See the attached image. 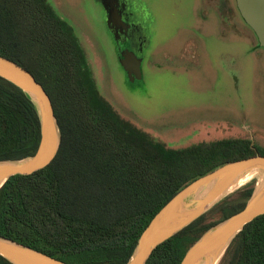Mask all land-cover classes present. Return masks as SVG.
<instances>
[{"label":"trees","instance_id":"obj_1","mask_svg":"<svg viewBox=\"0 0 264 264\" xmlns=\"http://www.w3.org/2000/svg\"><path fill=\"white\" fill-rule=\"evenodd\" d=\"M236 8L242 17L237 0ZM0 54L44 86L61 132L49 165L13 175L0 188V235L55 258L125 264L155 214L185 185L228 162L264 155L248 136L171 147L123 118L101 94L74 26L48 0H0ZM40 126L32 98L0 76V160L33 155ZM253 185L216 204L218 218L207 221L208 211L158 245L146 264H181L201 235L244 207ZM236 240L230 264H264V214ZM0 264L14 263L0 255Z\"/></svg>","mask_w":264,"mask_h":264},{"label":"rangeland","instance_id":"obj_2","mask_svg":"<svg viewBox=\"0 0 264 264\" xmlns=\"http://www.w3.org/2000/svg\"><path fill=\"white\" fill-rule=\"evenodd\" d=\"M48 1L74 26L101 94L123 118L171 147L248 136L264 149V47L255 55L231 51L211 34L212 17L239 37L251 34L236 0H142L159 27L142 79L124 70L97 0ZM220 215L214 206L207 221ZM238 245L232 242L218 264H230Z\"/></svg>","mask_w":264,"mask_h":264},{"label":"water","instance_id":"obj_3","mask_svg":"<svg viewBox=\"0 0 264 264\" xmlns=\"http://www.w3.org/2000/svg\"><path fill=\"white\" fill-rule=\"evenodd\" d=\"M237 6L264 47V0H237ZM113 12L117 22H122L119 13L116 10ZM121 64L133 79L143 78L141 59L133 48L128 47L122 52ZM0 76L32 98L41 125L40 142L33 155L16 160H0L1 188L13 175L31 174L49 165L59 151L61 132L50 95L29 70L0 54ZM253 169L261 173L248 182L254 181V190L244 207L209 228L190 246L181 261V264H218L245 225L264 214V155L260 153L219 166L180 189L152 218L125 264H146L158 245L230 195L234 190L229 192V189ZM0 255L14 264H71L1 235Z\"/></svg>","mask_w":264,"mask_h":264},{"label":"flooded vegetation","instance_id":"obj_4","mask_svg":"<svg viewBox=\"0 0 264 264\" xmlns=\"http://www.w3.org/2000/svg\"><path fill=\"white\" fill-rule=\"evenodd\" d=\"M97 2L102 10L101 17L104 26L115 38L116 50L121 53L131 47L142 63L159 29V27L157 29V16L142 0H97ZM115 10L121 16L122 22H117L114 18L113 11ZM146 17H151V20L149 21Z\"/></svg>","mask_w":264,"mask_h":264},{"label":"crops","instance_id":"obj_5","mask_svg":"<svg viewBox=\"0 0 264 264\" xmlns=\"http://www.w3.org/2000/svg\"><path fill=\"white\" fill-rule=\"evenodd\" d=\"M192 22H194V21H192ZM209 23H211V25L213 26V30H212L213 32L211 34H214L215 39L220 40L223 43V45L227 46V48L229 47V49L231 51H233L234 49L237 50L238 46H239L241 48H246V52H248L249 55H255V54L259 53V51H260L259 48H262V47L258 46L257 41L254 39L253 33L249 34V36H247V37H239L236 28L229 27V29H227V27L225 26L227 30H224L225 27L223 26V24L217 25V22L215 19H213V17ZM231 28H233V29H231ZM157 29H158V26H157ZM202 31H204V30H202ZM189 33L192 34L191 31H189ZM201 34L204 35L203 32ZM154 37H156V34L154 35ZM154 37L152 39L151 46L154 43ZM197 38L199 39V37H197ZM191 41L194 43L196 40H194V38H193V39H191ZM197 41H199V40H197ZM200 41L203 42V39H200ZM261 52L263 53L262 49H261ZM169 54H171V56H172V55H174V52L172 51L166 55L168 56ZM240 137H242V136H240ZM231 138H233V137H231Z\"/></svg>","mask_w":264,"mask_h":264},{"label":"bare ground","instance_id":"obj_6","mask_svg":"<svg viewBox=\"0 0 264 264\" xmlns=\"http://www.w3.org/2000/svg\"><path fill=\"white\" fill-rule=\"evenodd\" d=\"M260 173L261 172L258 169H253L252 171L244 175L237 183H235V185H233L229 189V192L237 189L240 186H243L244 184L248 183L250 180L254 179L255 177H258Z\"/></svg>","mask_w":264,"mask_h":264}]
</instances>
